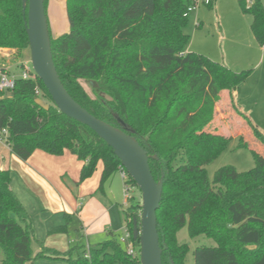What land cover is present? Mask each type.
Wrapping results in <instances>:
<instances>
[{"label":"trees","instance_id":"1","mask_svg":"<svg viewBox=\"0 0 264 264\" xmlns=\"http://www.w3.org/2000/svg\"><path fill=\"white\" fill-rule=\"evenodd\" d=\"M195 1L66 0L69 31L57 37L51 32L55 64L73 98L98 118L136 137L150 156L156 180L164 174L157 211L163 264H186L189 245L177 237L186 225L191 237L206 235L216 241L215 246L195 249V264H264V165L259 164L264 158L257 149L264 146V133L234 97V106L250 131L244 141L258 165L247 173L224 167L213 183L204 171L195 170L228 142L205 131L214 124L222 91L233 96L252 74L251 69L235 71L204 54L185 51L187 10ZM217 1L208 4L217 8ZM239 1L252 14V32L264 45V0H251L250 6L246 0ZM45 6L48 15L49 0ZM0 48L14 50L11 61L17 69L30 59L23 0H0ZM82 80L92 85L95 97ZM39 97L48 102V109L37 104ZM0 128L9 130L11 152L24 161L36 150L76 155L83 162L80 181L91 177L102 163L103 185L121 167L105 140L58 109L39 77L18 78L9 96L0 91ZM203 144L210 152L205 157ZM129 182L137 188L131 177ZM141 203V195L127 200L124 215L132 233L135 220L140 222ZM70 221L71 215L65 213L64 223L52 227L49 234L67 233ZM33 240H37L33 223L11 187V170L0 168V248L4 252L0 264L31 262ZM37 241L42 248L38 256H54L60 264H141L140 257L126 253L115 234L90 247L89 257L80 244L60 251Z\"/></svg>","mask_w":264,"mask_h":264},{"label":"rangeland","instance_id":"2","mask_svg":"<svg viewBox=\"0 0 264 264\" xmlns=\"http://www.w3.org/2000/svg\"><path fill=\"white\" fill-rule=\"evenodd\" d=\"M195 3L197 9L189 14L187 23L184 26V32L189 36L185 51L191 50L192 52L204 54L215 61L225 63L235 71L251 69L252 74L250 78L237 88L239 93L237 102L239 106L246 105L248 101L245 97L251 88L258 86V80L264 69V45L256 40L252 32V14L242 9L239 0H218L217 8L210 6L206 3V0H196ZM48 17L51 32L54 37L69 31L66 0H49ZM12 54L13 50H0V60L6 58L11 61ZM26 56L31 58L30 48L26 52ZM12 64L14 63L12 62ZM260 65L262 66L257 69ZM14 67H16L15 64ZM21 71L22 69L20 68H14V72L17 75ZM82 84L86 91L92 97H95L92 85L84 80H82ZM223 91L227 92L222 94L215 108L218 125L208 127L205 131L209 134L220 135L219 130L221 129L222 136L227 138L232 133H236L237 125H246V121L243 116L238 114L234 106L237 102H235V99V101L232 100L233 96L231 94V96L229 95L228 90ZM1 92L4 95H11V91L8 90ZM244 111L246 112V108H244ZM261 128L264 133V125ZM202 148L204 157L210 154L208 145L203 144ZM191 150L195 152L194 147ZM228 165L235 166L239 171H249L255 166L253 152L241 136L227 142L215 159L206 165L210 181L213 182V176L218 169ZM120 175V173H117V177H120ZM134 195L137 197L141 195L138 187H135ZM28 213L32 223L37 226L38 232L41 231L43 225L56 226L65 221L62 212L41 211L35 205H30ZM77 223L76 218L72 219L69 223L68 232L60 234L65 236L67 242L70 241V243L68 242L70 246L75 245L72 240L76 238ZM177 237L181 243H188L189 245L186 264H195L194 251L197 247L216 245V241L206 235L191 237L187 225L178 232ZM54 240L57 248L63 246L61 243L62 237L59 238V236H56ZM46 246L54 248L48 243H46ZM32 248L34 259L27 264H60L59 259L54 256H38L42 248L37 240H33ZM3 257L4 252L0 248V260Z\"/></svg>","mask_w":264,"mask_h":264},{"label":"crops","instance_id":"3","mask_svg":"<svg viewBox=\"0 0 264 264\" xmlns=\"http://www.w3.org/2000/svg\"><path fill=\"white\" fill-rule=\"evenodd\" d=\"M0 50L9 51L12 49L0 48ZM186 52L192 51L188 50ZM3 68L15 73L14 68L16 67L10 59L5 58L0 60V71ZM257 85L248 91L245 97L248 103L240 106V108L261 128L264 125V69ZM225 92L227 91H222L221 96ZM238 95V91L235 90L233 97L236 101H238ZM244 108H246V112ZM217 123V117H215L213 126H216ZM236 128V133H232L227 137L228 142L238 136L243 137V140L250 137V131L246 125L240 124ZM220 130L219 133L222 135ZM257 149L264 158V146L257 145ZM215 157L212 156L206 162H200L195 167L196 172L204 171L209 181L210 176L206 165L213 161ZM259 164L264 165V159ZM82 165L83 162L69 151L56 156L42 150H36L27 161H24L13 154L7 144L0 141V168L4 167L11 170V187L26 209L29 211L30 205H35L41 211L62 212L64 217L65 213L70 214L71 220L76 218L78 222L76 238L72 242L85 248L88 246L97 247L109 240L112 234H115L118 238L122 233L126 224L124 210L127 200L123 191V179L121 175L117 177L119 171L101 185L102 163L98 165L97 170L91 177L80 181ZM257 165L258 162L255 159V166L251 170L255 169ZM225 167H233L236 173L251 171H239L235 166L230 165ZM223 168L215 172L213 181L217 179L218 173ZM234 176V174H231V177ZM33 226L37 240L44 241L45 244L48 243L51 247L62 251L70 246L68 244L70 241L67 242L65 236L60 235L61 233L49 234V230L54 226L43 225L39 232L37 226L35 224ZM56 236L62 237L61 243L63 246L61 248L56 247L54 240Z\"/></svg>","mask_w":264,"mask_h":264},{"label":"water","instance_id":"4","mask_svg":"<svg viewBox=\"0 0 264 264\" xmlns=\"http://www.w3.org/2000/svg\"><path fill=\"white\" fill-rule=\"evenodd\" d=\"M23 12L33 69L54 103L62 113L90 127L114 149L121 165L141 191L140 222L135 220L133 228V238L140 244L141 264H163L157 211L163 196L164 174L159 181L156 180L150 167V156L136 137L98 118L69 93L55 64L45 0H23ZM36 102L45 109L49 108L48 102L41 97Z\"/></svg>","mask_w":264,"mask_h":264},{"label":"built area","instance_id":"5","mask_svg":"<svg viewBox=\"0 0 264 264\" xmlns=\"http://www.w3.org/2000/svg\"><path fill=\"white\" fill-rule=\"evenodd\" d=\"M209 2L210 0H206V3ZM251 3H252L251 0H246V4L248 6H250ZM196 9H197V5L196 3H194L188 8L187 15H189L191 12H193ZM37 77L38 75L33 69L31 60H27L24 62V66L19 75L4 70L0 71V91L13 90L16 86V81L18 78L36 80ZM36 93L38 95L41 94L39 88H36ZM8 136H9V130L7 128H0V141L8 145L7 143ZM119 173L121 174V177L123 179L124 196L126 200H128L133 196L135 187L129 182L130 175L122 165L119 169ZM118 240L123 245L124 250L130 257L132 258L140 257V244L138 241L134 240L133 233L129 230L127 223L125 224L122 233L118 236ZM89 248L90 247L88 246L87 252L85 253L86 257L90 256Z\"/></svg>","mask_w":264,"mask_h":264}]
</instances>
